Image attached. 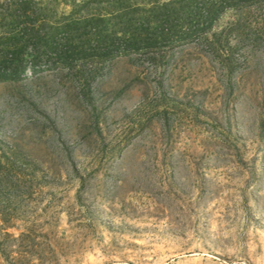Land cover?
Segmentation results:
<instances>
[{
	"label": "rangeland",
	"instance_id": "rangeland-1",
	"mask_svg": "<svg viewBox=\"0 0 264 264\" xmlns=\"http://www.w3.org/2000/svg\"><path fill=\"white\" fill-rule=\"evenodd\" d=\"M237 1L171 7L153 51L0 83V264H264V0ZM109 6L28 13L47 32Z\"/></svg>",
	"mask_w": 264,
	"mask_h": 264
},
{
	"label": "trees",
	"instance_id": "trees-1",
	"mask_svg": "<svg viewBox=\"0 0 264 264\" xmlns=\"http://www.w3.org/2000/svg\"><path fill=\"white\" fill-rule=\"evenodd\" d=\"M9 1L14 7L10 16L6 11L8 6L0 4V24L4 25L0 34V83L14 82L23 76L27 69L24 63L35 73L44 57L56 66L70 69L78 61H104L115 56L153 51L160 42L170 39L165 33L172 30L176 21L173 18L176 10L171 7L180 5V2L187 4L179 6L177 12L190 7V0H169L150 8L139 7L138 0H107L110 10L102 9L79 18H74L72 11L66 23L42 32L43 29L34 24L35 14L28 13L32 0ZM139 1L145 5L150 3L149 0V3ZM252 1L256 0H238L233 4ZM72 7L73 10L77 8L75 4ZM188 13L193 20L203 19L199 22L202 28L211 26L216 17L215 13L200 9ZM23 22L30 23L31 28H25L21 34L6 28ZM188 36L179 40L189 39Z\"/></svg>",
	"mask_w": 264,
	"mask_h": 264
}]
</instances>
